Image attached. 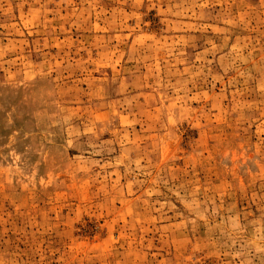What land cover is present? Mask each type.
Masks as SVG:
<instances>
[{
  "label": "rangeland",
  "instance_id": "rangeland-1",
  "mask_svg": "<svg viewBox=\"0 0 264 264\" xmlns=\"http://www.w3.org/2000/svg\"><path fill=\"white\" fill-rule=\"evenodd\" d=\"M0 264H264V0H0Z\"/></svg>",
  "mask_w": 264,
  "mask_h": 264
}]
</instances>
